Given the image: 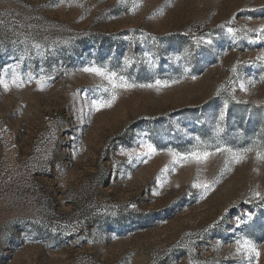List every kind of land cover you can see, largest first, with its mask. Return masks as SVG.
I'll use <instances>...</instances> for the list:
<instances>
[{"label":"rangeland","instance_id":"1","mask_svg":"<svg viewBox=\"0 0 264 264\" xmlns=\"http://www.w3.org/2000/svg\"><path fill=\"white\" fill-rule=\"evenodd\" d=\"M257 152L264 0H0V264H264Z\"/></svg>","mask_w":264,"mask_h":264},{"label":"snow or ice","instance_id":"2","mask_svg":"<svg viewBox=\"0 0 264 264\" xmlns=\"http://www.w3.org/2000/svg\"><path fill=\"white\" fill-rule=\"evenodd\" d=\"M85 71H91V72H95L99 75H104L103 71L97 68H89V69H85ZM115 74L113 73V76ZM159 83V82H157ZM5 87H7V85H5ZM120 87H133V85H120ZM112 99H115V96L112 97ZM111 101L108 102V104H101L100 107H105V106H110ZM217 151H221V149H217ZM225 151H230L228 149H225ZM245 151H251V149H246ZM209 153H203V154H198V153H193L192 156L194 159H196L197 161H200L202 159H207L209 157ZM257 158L260 160H264V152H257L256 153ZM244 157L243 156H238L237 157V162H239L240 160H242ZM195 187H206L205 185H194ZM257 195L259 196V193H257ZM237 243L239 244L240 242L237 241ZM245 246L249 252V254L251 253H255V255L257 257L260 256V251L258 249H256L255 247L251 246L247 241L245 242ZM239 250V249H238Z\"/></svg>","mask_w":264,"mask_h":264}]
</instances>
